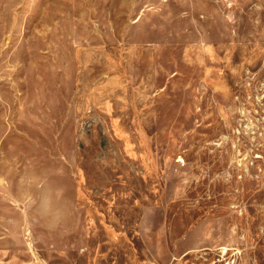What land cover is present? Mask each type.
<instances>
[{
    "label": "rangeland",
    "instance_id": "obj_1",
    "mask_svg": "<svg viewBox=\"0 0 264 264\" xmlns=\"http://www.w3.org/2000/svg\"><path fill=\"white\" fill-rule=\"evenodd\" d=\"M0 264H264V0H0Z\"/></svg>",
    "mask_w": 264,
    "mask_h": 264
}]
</instances>
